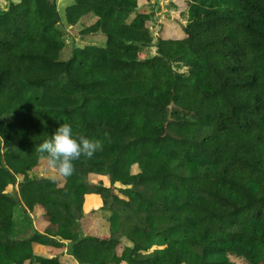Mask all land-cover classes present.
Returning <instances> with one entry per match:
<instances>
[{
    "label": "trees",
    "instance_id": "16d2710c",
    "mask_svg": "<svg viewBox=\"0 0 264 264\" xmlns=\"http://www.w3.org/2000/svg\"><path fill=\"white\" fill-rule=\"evenodd\" d=\"M185 2L155 43L147 0L0 10V264H264V0ZM90 14L103 44L60 60ZM63 123L103 144L69 177L36 151Z\"/></svg>",
    "mask_w": 264,
    "mask_h": 264
},
{
    "label": "rangeland",
    "instance_id": "374dc122",
    "mask_svg": "<svg viewBox=\"0 0 264 264\" xmlns=\"http://www.w3.org/2000/svg\"><path fill=\"white\" fill-rule=\"evenodd\" d=\"M73 0H56L57 10L61 13L63 8L72 3ZM141 1V0H140ZM10 2L16 0H0V10H6ZM147 3L153 9L155 15L148 23L149 30L154 38V43L159 38L179 39L183 36L182 27L186 23V8L185 0H147ZM93 23L92 17H84L78 25L71 28H66L67 35L65 36V47L60 53L59 59L66 61L70 58L74 48H81L88 44L101 45L103 37L100 35L82 36L81 30L84 27L90 26ZM155 54V48L146 50L142 56L151 57ZM136 172V169H133ZM27 177L32 178L36 173H27ZM50 176L49 173L46 174ZM97 184L106 185L104 179H95ZM104 206V201L97 196H89L85 201V213L87 218L82 222V230L84 234H97L104 230L103 217H101V208ZM35 221V219H34ZM230 260L236 264H247L243 259L230 256Z\"/></svg>",
    "mask_w": 264,
    "mask_h": 264
},
{
    "label": "clouds",
    "instance_id": "9594fccd",
    "mask_svg": "<svg viewBox=\"0 0 264 264\" xmlns=\"http://www.w3.org/2000/svg\"><path fill=\"white\" fill-rule=\"evenodd\" d=\"M107 137L108 134L105 133ZM103 150V144L99 140H89L84 136H73L70 124L63 123L55 131L50 139L40 144L36 151L41 153V159L47 162V166L63 177H69L74 172L73 161L82 156L92 158L96 152Z\"/></svg>",
    "mask_w": 264,
    "mask_h": 264
},
{
    "label": "crops",
    "instance_id": "0c3cea01",
    "mask_svg": "<svg viewBox=\"0 0 264 264\" xmlns=\"http://www.w3.org/2000/svg\"><path fill=\"white\" fill-rule=\"evenodd\" d=\"M85 17H92V19H93V23H94L95 20H96V18H95L94 16H92L91 14H90V15H87V16H85ZM93 23H92V24H93ZM36 250H37V252H38L39 255L47 256L46 251H45L44 248L38 247Z\"/></svg>",
    "mask_w": 264,
    "mask_h": 264
},
{
    "label": "water",
    "instance_id": "95a60500",
    "mask_svg": "<svg viewBox=\"0 0 264 264\" xmlns=\"http://www.w3.org/2000/svg\"><path fill=\"white\" fill-rule=\"evenodd\" d=\"M55 1V0H54Z\"/></svg>",
    "mask_w": 264,
    "mask_h": 264
}]
</instances>
